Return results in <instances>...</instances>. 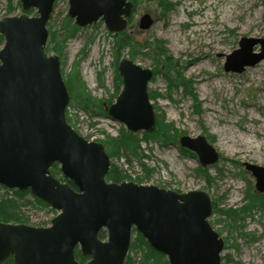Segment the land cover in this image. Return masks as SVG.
I'll return each instance as SVG.
<instances>
[{
	"label": "water",
	"instance_id": "obj_1",
	"mask_svg": "<svg viewBox=\"0 0 264 264\" xmlns=\"http://www.w3.org/2000/svg\"><path fill=\"white\" fill-rule=\"evenodd\" d=\"M67 16L81 27L102 21L118 34L128 25L131 0H67ZM55 0H20L21 12L0 16V185L30 193L57 211L49 225L0 221V264H123L134 228L169 264H221L224 239L211 226L212 200L207 192H179L154 184L107 181L110 158L101 142L87 140L66 121L70 95L59 55L47 53V22ZM33 8L36 15L26 12ZM154 23L149 12L137 27ZM259 43V51L253 47ZM227 54L226 72L241 73L264 60V38L243 36ZM122 87L105 111L131 131L151 132L156 124L148 97L151 68L128 56L119 58ZM178 144L197 155L202 166L217 162L218 152L205 136L180 135ZM53 163L64 178L50 172ZM264 193V166L244 162ZM100 230L106 238L98 237Z\"/></svg>",
	"mask_w": 264,
	"mask_h": 264
},
{
	"label": "rangeland",
	"instance_id": "obj_2",
	"mask_svg": "<svg viewBox=\"0 0 264 264\" xmlns=\"http://www.w3.org/2000/svg\"><path fill=\"white\" fill-rule=\"evenodd\" d=\"M18 1L20 3L13 0L12 6ZM55 2L49 27L59 24L67 14L68 1ZM170 2L174 8L165 15L155 1L140 2L132 11L128 19L131 24L128 23L124 32L140 44L134 62L142 67L152 69L156 56L148 52V46L151 42H161L181 65L185 76L193 81L194 97L186 94L182 87L169 92L163 77L153 75L147 87L148 93L153 95L150 102L156 115H163L173 124L177 141L164 145L141 141L144 154L150 155L144 158L143 165L128 164L124 159L111 161L130 177L124 180L179 192H207L212 200L208 220L224 239L221 264H230L222 259L225 255L240 264H264V193L256 190L255 178L244 166V162L264 166V60L241 73L226 72L223 67L225 56L239 47L241 37L264 38V0ZM7 5V0H0V16L6 15ZM21 11L20 5L9 15ZM144 12L152 15L154 23L142 33L137 23ZM111 35L117 34L109 32L102 21L81 27L67 41L59 57L60 68L65 72L77 61L79 78L93 96L101 99L114 95V64L121 57H129V48H125L119 58L115 57ZM259 49L257 43L253 51ZM66 113L74 129L88 140L100 141L107 136L116 137L124 128L128 130L108 115H96L73 106H67ZM142 132L146 131L132 133L138 134L140 140ZM183 134L205 136L219 154L217 162L202 166L194 152L178 144V137ZM244 136L251 143L243 141ZM14 190L0 185V212L11 199L20 213L28 216L29 223L44 222L45 226L50 223L54 216L52 211L34 205L30 195H18ZM248 191L263 194V206L241 215L238 228L230 229L227 218L214 212L213 202L220 203L221 209L236 210L248 202ZM136 236L132 233L131 240ZM129 256L137 264L148 258L143 246L131 250Z\"/></svg>",
	"mask_w": 264,
	"mask_h": 264
},
{
	"label": "trees",
	"instance_id": "obj_3",
	"mask_svg": "<svg viewBox=\"0 0 264 264\" xmlns=\"http://www.w3.org/2000/svg\"><path fill=\"white\" fill-rule=\"evenodd\" d=\"M134 4V9L136 6L142 1H155L159 8L161 9V14L165 15L167 12L173 10L174 6L170 2V0H131ZM8 5L6 8V15H9L11 11H14L15 8L20 6L19 1L16 2V5L12 6L13 0H7ZM56 3V2H55ZM55 5V4H54ZM133 9V11H134ZM35 13L34 9H29L27 14ZM4 15V16H6ZM50 21V18H49ZM47 22L48 28V40L45 46L46 52H55L61 56V53L65 47V44L69 39H71L77 31H79L80 27L77 26L71 18L67 16V14L62 18V21L59 24L55 23L51 26L50 22ZM131 20L128 21L129 24ZM50 24V25H49ZM113 49L116 50L115 57L119 58V55L122 53L125 48H129V58L134 61V56L138 51L140 44L135 40L132 35H127L124 31L119 32L116 36L111 35ZM3 43V37L0 36V46ZM148 52H152L155 54V62L152 67L153 75L160 74L163 79L167 83L168 91H172L173 89H178L179 87L183 88V91L186 94L192 95L194 97V89H193V81L185 76L182 71L181 65L178 61L171 56L168 50L164 47V45L159 42H151L150 46H148ZM61 74L66 85L67 91L70 95V100L68 106H73V108L80 109L82 111H92L93 114L98 115H107L104 102L109 105L114 99L113 96L116 97L121 89L122 80L121 76L117 71V64H114V95L111 98L101 99L93 96L90 91H88L86 85L79 78V64L77 61H74L69 68L68 72H65L61 69ZM102 84L103 82L100 80L99 82ZM153 95L148 93L149 100ZM155 112V111H154ZM156 124L154 130L146 133L142 132V138H140L138 134H134L125 128L122 129V133L117 135L116 137L107 136L103 140H98L102 143L104 150L108 154L110 158V167L106 174L107 181H115L120 182L124 181L125 178H128L123 172L122 168H118L113 164L112 159L120 160L124 159L125 163L135 162L139 165L144 164V158L147 159L149 156L145 155L143 149L141 148V141L156 142L159 145H164L171 142L177 141V133L171 122H167L164 119V116L161 114H155ZM66 121L74 128V124H72L68 113H66ZM77 132V131H76ZM190 152V151H189ZM192 153V152H190ZM50 172L56 178L66 181L72 188H76L74 184L63 177L61 170L57 163H53L50 167ZM130 178V177H129ZM128 178V179H129ZM134 181V180H133ZM137 182V181H135ZM137 183H141L138 181ZM18 195H30L32 199V203L38 205L40 207L48 208L50 211L56 214V211L52 208H49V205L42 201L39 198L31 196L29 190L18 191L14 190ZM248 198V202L236 210H224L219 207L220 203L213 202L214 212L227 218V225H229L230 229L238 228V221L241 219V215L245 213H250L253 209H258L263 206L262 196L263 194H255L248 191L246 193ZM14 200H9L6 203L5 210L0 212V221L2 222H12V223H25L33 226H45L46 223H29V218L26 214H21L19 211L18 205L13 202ZM30 201V200H29ZM27 201V203L29 202ZM30 204V203H28ZM32 206V204H31ZM132 233H135L137 236L134 240H131L128 253L124 260L123 264H137L133 258H131L130 251L135 249L136 247L143 246L147 250L148 258H144L142 264H169L167 258L160 252L154 250L148 242L142 237L140 233H138L135 229L132 230ZM98 237L101 239L106 238V231L100 230L98 233ZM74 255L78 264H85L89 257L80 253L79 249L76 248L74 251ZM222 259H227V263L230 264H240L238 260H233L229 258L228 255L222 256ZM2 264H15L13 257L9 256Z\"/></svg>",
	"mask_w": 264,
	"mask_h": 264
},
{
	"label": "bare ground",
	"instance_id": "obj_4",
	"mask_svg": "<svg viewBox=\"0 0 264 264\" xmlns=\"http://www.w3.org/2000/svg\"><path fill=\"white\" fill-rule=\"evenodd\" d=\"M242 140L245 141L246 143H251V141L249 140V138H247V136H244Z\"/></svg>",
	"mask_w": 264,
	"mask_h": 264
},
{
	"label": "flooded vegetation",
	"instance_id": "obj_5",
	"mask_svg": "<svg viewBox=\"0 0 264 264\" xmlns=\"http://www.w3.org/2000/svg\"><path fill=\"white\" fill-rule=\"evenodd\" d=\"M134 9V8H133ZM142 33H143V31H142Z\"/></svg>",
	"mask_w": 264,
	"mask_h": 264
}]
</instances>
